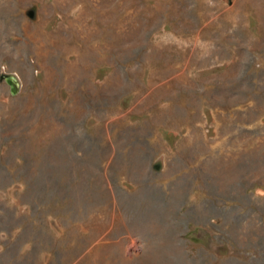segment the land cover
I'll return each mask as SVG.
<instances>
[{"label":"rangeland","instance_id":"1","mask_svg":"<svg viewBox=\"0 0 264 264\" xmlns=\"http://www.w3.org/2000/svg\"><path fill=\"white\" fill-rule=\"evenodd\" d=\"M2 73L0 264H264V0H0Z\"/></svg>","mask_w":264,"mask_h":264},{"label":"trees","instance_id":"2","mask_svg":"<svg viewBox=\"0 0 264 264\" xmlns=\"http://www.w3.org/2000/svg\"><path fill=\"white\" fill-rule=\"evenodd\" d=\"M56 182H57V183L59 182V184H61V188L65 187V180H64V178L57 177V178H56ZM57 194H58V192L56 191V192H54V195H53V196H55V197L57 198V197H58ZM44 196H45L46 198H48L46 195H44ZM50 222H52V220H51ZM187 228H188V229H187L186 232H190V233H191V229L189 228V226H188ZM189 242H192V243H193L192 239H191ZM86 244H87V243H86ZM86 244L83 245V247H86ZM83 247H82V248H83ZM49 248L51 249L50 254H45V255L43 256V257L46 256L45 259H47V261H49V262H53V264H67V263L69 262V261L66 260L62 255H59L58 252L56 251L57 249H59V246H58L57 243H54V244L50 245ZM50 249H48V250H50ZM49 262H48V263H49Z\"/></svg>","mask_w":264,"mask_h":264},{"label":"water","instance_id":"3","mask_svg":"<svg viewBox=\"0 0 264 264\" xmlns=\"http://www.w3.org/2000/svg\"><path fill=\"white\" fill-rule=\"evenodd\" d=\"M28 15H32V8L28 10ZM4 78V80L9 84V89L11 93H14L17 90V80L12 73H2L0 74V78Z\"/></svg>","mask_w":264,"mask_h":264}]
</instances>
